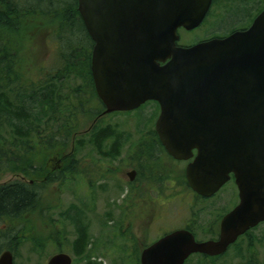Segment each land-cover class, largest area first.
<instances>
[{
  "label": "water",
  "instance_id": "obj_1",
  "mask_svg": "<svg viewBox=\"0 0 264 264\" xmlns=\"http://www.w3.org/2000/svg\"><path fill=\"white\" fill-rule=\"evenodd\" d=\"M211 4L77 0L94 42L90 69L102 114L155 101L160 142L173 158L191 160L185 168L190 188L209 197L234 172L239 190L217 240L197 242L189 231L174 230L144 248L140 264H183L193 253L223 254L264 222V8L245 30L178 45V30L200 26ZM0 264H14L11 250L0 254ZM46 264H72V257L58 252Z\"/></svg>",
  "mask_w": 264,
  "mask_h": 264
},
{
  "label": "trees",
  "instance_id": "obj_2",
  "mask_svg": "<svg viewBox=\"0 0 264 264\" xmlns=\"http://www.w3.org/2000/svg\"><path fill=\"white\" fill-rule=\"evenodd\" d=\"M41 33L55 44L46 65L32 50L26 58L27 41L32 42L33 36L37 41ZM91 46L77 0H0V177L11 173L20 177L0 184V221L7 228L0 229V254L9 249L14 255L27 235H39L33 216H40L42 233L51 226L42 217V191L49 183L82 178L85 172L75 158L78 149L88 144L101 158L115 159L122 140L129 139L118 125L104 123L106 117L94 123L104 105L92 79ZM49 63L53 64L49 67ZM90 119L89 126L81 129ZM147 134L151 138L154 133L150 130ZM68 149L74 151L67 153ZM52 156L62 158V170L48 169ZM172 172L167 179L176 177L184 184L183 173ZM82 217L83 210L75 206L63 215L74 227L71 251L77 257L85 256L91 244ZM32 241L37 249L43 244L45 249L46 243ZM198 259L199 264L207 261ZM84 264L102 263L88 256Z\"/></svg>",
  "mask_w": 264,
  "mask_h": 264
},
{
  "label": "rangeland",
  "instance_id": "obj_3",
  "mask_svg": "<svg viewBox=\"0 0 264 264\" xmlns=\"http://www.w3.org/2000/svg\"><path fill=\"white\" fill-rule=\"evenodd\" d=\"M235 4L229 3V0H215L209 15L200 26L193 30L179 29V43L192 44L209 35H222L231 27L245 26L259 8L264 6V0H254L251 4L253 8L248 4L240 6ZM229 5L237 7L233 9ZM232 9L234 13L230 19L231 14L228 13ZM238 18L245 20L241 23L242 21L237 20ZM38 36L41 38H37V41L35 36L32 42L27 41L26 58L31 56L32 50L40 62L46 61V65L51 61L55 44L51 38L47 39L46 34L43 36L41 33ZM52 64L49 63V67ZM158 113L159 109L151 102L134 111L108 114L104 123L118 125L123 135L129 134L128 141L134 146L141 140L142 135L154 128ZM90 121L91 119L86 121L81 129H86ZM73 151L66 150L67 153ZM123 151L120 160L110 162L111 167L105 169L102 159L98 158L90 145L86 144L77 150L75 158L79 159L78 166L85 174H82L80 176L82 178H79L77 182L62 184L56 181L45 186L42 191V205H44L45 213L42 217L47 219L51 226L47 227L44 234L39 224L40 216L32 217L31 221L38 224L36 231L39 235L33 236L32 232L29 235L26 234L27 239L21 241L22 245L14 252V264H46L50 256L60 251L72 257V264H84L88 256L102 264H140L136 257L139 256L144 244L156 239L161 232L174 229L192 220L202 232L216 217L232 210L237 203L234 186L229 184L224 185L212 201L195 200L188 193L185 185L177 182L176 177L167 179V176H173V169H171L173 165L166 164L165 161H159L155 174H151V180H147L151 183L145 184L146 186L148 184V188L143 191L142 197H139L137 193L134 197L132 192L135 188L127 183L126 170H124L128 153L125 152L126 148ZM58 159H60L59 156H52L48 160L49 170L56 171L64 168L62 162L58 163ZM176 166H174L175 169L180 171L178 168H184V163ZM166 168L170 169L167 171ZM16 178L20 177L12 173L6 174L0 177V184ZM153 180L156 182L153 183ZM71 206L77 207L81 212L83 210L82 218L89 228L91 244L88 247V253L83 257H77L72 253L74 227L69 220L63 219L64 213ZM109 219H111L110 222H107ZM0 229L6 230V223L0 221ZM251 233L255 239L254 244L243 249L241 258L236 257L230 249L228 254L217 260L203 262L205 264H249L253 259L248 258L251 254L257 256L254 264L256 261L257 264H264V224L259 225ZM32 240L46 243L45 249L44 244L41 249L40 247L37 249ZM198 258L192 257L186 264H199Z\"/></svg>",
  "mask_w": 264,
  "mask_h": 264
},
{
  "label": "flooded vegetation",
  "instance_id": "obj_4",
  "mask_svg": "<svg viewBox=\"0 0 264 264\" xmlns=\"http://www.w3.org/2000/svg\"><path fill=\"white\" fill-rule=\"evenodd\" d=\"M214 1L215 0H212L211 7L213 6ZM253 1L252 0H229V3L234 2V3H236L235 5H238V6L248 4V6L252 8L251 4ZM248 2H250V3H248ZM230 6H232L233 9L235 7H237V6L229 5V7ZM211 7L209 9V12L207 13V16L210 13ZM233 9L230 10V13H228V14H231L229 17L230 19H231L232 14L234 13ZM256 16H257V14H255L254 17H251L252 19L250 20L249 23L247 22V24L245 26L231 27L222 35H211V36L209 35L203 39H200V40H198L192 44H187V45L180 44L179 40H178L177 44L180 46H191V45H194L198 42L208 40V39H211L214 37H226L235 31L245 30V29L249 28V26L253 22V19ZM246 17H247V15H246ZM237 20L242 21L241 23H243V21L245 19L241 20L238 18ZM180 29H182V28H180ZM91 43H92V46H91V56H92V48L94 45V42L92 41V39H91ZM153 63H168V60L167 61H155ZM150 102H155V101H150ZM157 106H158V104H157ZM158 109H159V106H158ZM109 114H112V113H109ZM106 115H108V114L98 115L94 119V123L97 122V119L104 118V117H106ZM151 130L154 133L153 135L156 134V136H153L151 134V138H150V134L142 135L140 138L141 140L137 141V143L134 146L128 140H122V142H121V145H123L122 149L119 150L120 152L118 153V156L115 159H110V158L103 159L97 155L98 158L102 159V163L105 165V169H108L111 167L109 165L110 162L120 160V157L123 155L122 153H124L123 149L126 148L125 152H127L128 154H127V163L125 165L126 168H124V170H126L125 175H126L127 183L129 185H132V187L135 188V189H133V192H132L134 197H136L135 193H137L139 195V197H142L143 191L148 188L147 187L148 184H147V186L145 184H146L148 179L151 180V178H152L151 174H155V170H157V166H158L159 161H165L166 164L172 163L173 166L171 167V169H173V170L175 169V167H177L176 166L177 164L184 163V168H178V169L180 170L179 172L183 173L184 185H185L186 189L188 190V193L191 194L195 200H197V201H209V200H211L212 201V199L216 197V195H217L216 193L218 191H220L224 185L229 184V185L234 186V189H235V192L237 195V203L234 205V207L238 204V202H239V190H238V186H237L236 181H235L234 172L229 173L228 181L213 195H211L209 197H204V196L197 194L196 192H194L190 188V186L188 185V182L186 180V176H185V168L191 160H177V159L173 158L171 155L168 154V152L166 151V149L164 148V146L160 142L158 135L155 131V124H154V128ZM108 143H113V141H108ZM193 153L195 155L196 151H193ZM61 161H62V158L58 159V163ZM102 169H104V167H102ZM169 169L170 168H166L167 171ZM100 173L101 172H99V174ZM176 173H178V171ZM153 178H155V177H153ZM149 182L150 181H148L147 183H149ZM154 182H156V181L153 180V183ZM228 212H226V213H228ZM226 213L219 215V217H216L212 222L209 223V225L206 226V228L202 232L199 231L198 226L194 224L195 221H193V220L191 222L188 221L181 226H177L174 229H170V230H166L164 232H161V234H159V236L156 239L150 240L145 246H143L141 251L144 248H146L147 246L151 245L156 240H158L159 238H161L162 236H164V235H166V234H168L174 230H178V229L189 231L193 235L194 239L197 242L217 240L219 238V234H220V221ZM261 224H264V222L259 223L254 228L249 229L243 235L239 236L235 240V242H233L232 244H230L228 246V248L226 249V251L223 254L216 255V256H210V255L203 254V253H193L185 260V262L183 264H186L188 262V260H190L192 257L204 258L206 260H211V261L217 260V259L223 257L224 255L228 254V251H230V249L233 250L236 257L241 258L242 254L244 253L243 249H245V247H251L254 244L255 239H254L253 233H251V232L253 230H255ZM200 235H201V237H199ZM139 256H140V253H139ZM248 258H249V260H251V258H253L249 264H254V260H257V259H255V258H257V256H254L251 254H249ZM255 264H257V261Z\"/></svg>",
  "mask_w": 264,
  "mask_h": 264
}]
</instances>
